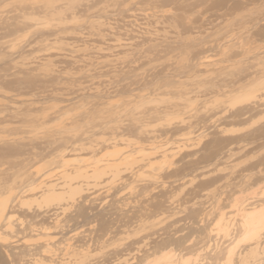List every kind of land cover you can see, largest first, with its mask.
<instances>
[{"label":"rangeland","instance_id":"374dc122","mask_svg":"<svg viewBox=\"0 0 264 264\" xmlns=\"http://www.w3.org/2000/svg\"><path fill=\"white\" fill-rule=\"evenodd\" d=\"M0 264H264V0H0Z\"/></svg>","mask_w":264,"mask_h":264},{"label":"bare ground","instance_id":"6f19581e","mask_svg":"<svg viewBox=\"0 0 264 264\" xmlns=\"http://www.w3.org/2000/svg\"><path fill=\"white\" fill-rule=\"evenodd\" d=\"M261 212L259 213V211H252L249 213V219H248V226L250 227L249 228V231L247 232V236L251 235L252 232H253V225L257 224V226L259 225V220H257L260 216ZM258 217V218H257Z\"/></svg>","mask_w":264,"mask_h":264}]
</instances>
